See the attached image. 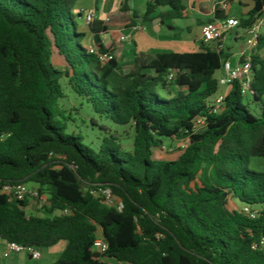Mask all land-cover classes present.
<instances>
[{
	"label": "trees",
	"instance_id": "1",
	"mask_svg": "<svg viewBox=\"0 0 264 264\" xmlns=\"http://www.w3.org/2000/svg\"><path fill=\"white\" fill-rule=\"evenodd\" d=\"M77 1L0 0V238L40 250L66 242L54 264H264V171L251 168L264 159V35L251 57L249 95L234 83L214 113L224 48L160 54L146 66L136 58L131 84L113 87L118 62L101 63L83 44ZM253 1L242 28L258 14L264 20V0ZM154 16L183 20L187 8L183 0H154L141 19ZM217 18H226L221 8ZM62 81L101 117L131 126L133 148L110 135L95 149L70 133L59 119ZM199 117L206 125L196 132ZM166 140L186 143L177 159L159 156ZM18 182L48 196L47 216L28 215L30 200L3 192ZM101 188L123 208L96 194ZM231 201L244 206L230 209ZM98 239L109 244L104 255L94 250Z\"/></svg>",
	"mask_w": 264,
	"mask_h": 264
},
{
	"label": "crops",
	"instance_id": "2",
	"mask_svg": "<svg viewBox=\"0 0 264 264\" xmlns=\"http://www.w3.org/2000/svg\"><path fill=\"white\" fill-rule=\"evenodd\" d=\"M152 1L154 0H78L76 2L73 12L77 16L79 31L86 34L85 40L88 48L104 47L112 51L118 62L121 71H114L110 77L113 87H126L131 84V78H123L122 76L126 70H132L136 67V58L139 66H146L160 54L199 53L202 52L204 46L214 48V45L203 41V27L207 23L219 20L217 8H221L226 18L232 17L241 21L242 18H249V14L256 6L253 0H225L226 7H216L210 0H183V4L187 8L185 20L166 21L154 16V19L148 22L151 24L149 26L141 18L146 13L147 4ZM89 10L96 11L95 23L102 24L99 33H94L91 29L92 25L86 24V15ZM258 16L259 14L256 15V17ZM136 26L140 28L138 32L134 31ZM103 27L105 30L102 29ZM122 35H133V45L128 46L134 52L132 59H127L122 55V51L126 47L119 42ZM226 39L227 34L225 35ZM225 40L223 45L226 52ZM235 41H238V36L235 37ZM255 51L256 49L253 50V53ZM243 52L250 53L249 50H246L245 44L237 55L236 65L241 61ZM260 55L264 57V50L260 52ZM231 56L232 54L227 53V58L224 61L231 62ZM54 58H56L57 65L54 64L58 68L65 67V62L61 57L54 55L53 60ZM219 72L222 77L223 69L221 68ZM221 90L222 87L214 97L222 94L227 95L230 92V89L225 88L224 92L220 94ZM62 247L60 251L46 250V253H42L40 260H34L27 251L18 254L11 253L6 256L8 252L7 241L0 239V264H54L65 251L67 243Z\"/></svg>",
	"mask_w": 264,
	"mask_h": 264
},
{
	"label": "built area",
	"instance_id": "3",
	"mask_svg": "<svg viewBox=\"0 0 264 264\" xmlns=\"http://www.w3.org/2000/svg\"><path fill=\"white\" fill-rule=\"evenodd\" d=\"M216 7H226L227 3L225 0H210ZM96 20V11L89 10L86 15V24L92 25ZM241 21L227 17L224 19L216 20L214 22L207 23L203 27V41L207 44L214 45V48H224L223 42L225 40V35L235 29L241 28ZM246 31L245 37V47L246 50H249L250 53H242L241 61L233 66L230 61L223 62V75L219 79L220 87L230 88L234 83H239L240 90L243 96H248L251 90V84L253 81V67H252V53L253 50L257 49L258 41L262 36V31L264 29V20L263 17L258 16L255 18L252 26L244 28ZM140 30L139 26L134 27V31L138 32ZM121 44L126 46L133 45V35H122L119 39ZM92 52L98 55V58L101 63H110L115 60V56L112 51L108 52H99L98 49H92ZM176 79V73L171 72L168 76L169 81H174ZM226 98V94H222L216 97H213L210 103V107L214 113H220ZM206 125V122L203 118H197L195 122V131L198 132L202 130ZM186 146L185 142H180L177 144L178 148L184 149ZM76 169V167H73ZM3 192L9 195L16 201L23 202L25 200H30L31 202L38 203L40 206H43L47 201L48 196L41 195L39 190L36 187H31L26 183L18 182L13 184H8L3 188ZM105 197L107 203L113 207L121 210L123 205L121 201L113 194L110 188H101L98 193ZM245 211L250 213L249 208H245ZM66 212H60V214H67ZM254 217V215H252ZM1 239V238H0ZM3 240V239H1ZM8 252L6 256H9L11 253H21L27 251L34 260H40L42 258V252L40 249L35 247H24L18 243L7 242ZM94 250L100 255H104L109 250V244L105 239H98L94 243Z\"/></svg>",
	"mask_w": 264,
	"mask_h": 264
},
{
	"label": "rangeland",
	"instance_id": "4",
	"mask_svg": "<svg viewBox=\"0 0 264 264\" xmlns=\"http://www.w3.org/2000/svg\"><path fill=\"white\" fill-rule=\"evenodd\" d=\"M148 25L151 26V24L149 23ZM262 32H264V29ZM237 36L238 41L236 42L235 37ZM245 37L246 31L242 27L227 33V39L225 40L226 52L232 54L230 59L233 66L236 65L237 55L241 51L243 44L245 43ZM83 44L88 47L86 40L83 41ZM122 55L124 57H127V59H132L134 57V52L130 47L126 46L124 51H122ZM53 62L57 65L56 58H54ZM132 71L133 69L126 70L123 73L124 78H128ZM215 77L216 79H220L221 73L218 71L215 74ZM61 83L64 89L65 98L62 100L61 106L59 107V110L62 113L59 119L65 121V123L68 125L70 133H77L82 135L85 139V143L95 149L99 148L102 145L104 139L106 137H110V135H115L116 137L121 138V143L126 149L131 150L133 148L134 131L131 126H118L107 118L101 117L93 110L91 106H89L82 98H80L73 92L71 87L68 85L67 81H62ZM224 89L225 87H222L220 94L224 92ZM176 94L177 91L175 90L174 95ZM162 95L166 97L165 93H162ZM251 110L256 113L255 108L252 107ZM94 121L96 123H94ZM177 144V142L166 140L164 145V151L160 152L159 156L163 159L168 160L177 159L180 155ZM55 159L64 160V157L62 155H57ZM251 168L256 171H264V159H255L251 165ZM28 185L33 187V184L31 183ZM238 205L240 207L244 206L241 202L237 201H231L229 206L230 209H235ZM27 213L28 215L39 217L47 216L43 206H40L39 204L37 205L35 202H31ZM59 244L54 247L42 249L41 251L42 253H46V250L49 249L60 251V249L63 248L62 246H64V244L66 243L61 242ZM111 264L120 263L112 261Z\"/></svg>",
	"mask_w": 264,
	"mask_h": 264
},
{
	"label": "water",
	"instance_id": "5",
	"mask_svg": "<svg viewBox=\"0 0 264 264\" xmlns=\"http://www.w3.org/2000/svg\"><path fill=\"white\" fill-rule=\"evenodd\" d=\"M163 23H164V21H163Z\"/></svg>",
	"mask_w": 264,
	"mask_h": 264
}]
</instances>
